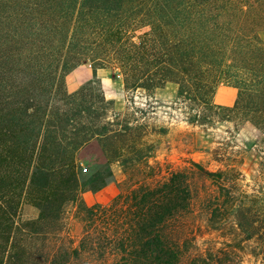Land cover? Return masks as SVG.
Wrapping results in <instances>:
<instances>
[{
    "label": "trees",
    "instance_id": "trees-1",
    "mask_svg": "<svg viewBox=\"0 0 264 264\" xmlns=\"http://www.w3.org/2000/svg\"><path fill=\"white\" fill-rule=\"evenodd\" d=\"M263 29L264 0H0V264H68L36 244L62 229L81 189L107 186L113 163L147 175L110 207L87 209L118 249L105 264H243L245 243L264 258V187L247 192L234 168L194 161L164 176L152 146L133 140L147 111L116 112L97 76L117 68L127 91L149 99L175 84L189 124L230 122L264 138ZM87 61L94 79L70 93ZM222 83L236 92L230 105L215 102ZM93 141L107 173L82 182L80 152ZM256 145L264 163V139ZM24 196L36 221L16 220Z\"/></svg>",
    "mask_w": 264,
    "mask_h": 264
},
{
    "label": "rangeland",
    "instance_id": "rangeland-1",
    "mask_svg": "<svg viewBox=\"0 0 264 264\" xmlns=\"http://www.w3.org/2000/svg\"><path fill=\"white\" fill-rule=\"evenodd\" d=\"M259 35L264 42V29ZM92 69L95 72L90 61L75 69L68 78V91L76 93L83 85L92 81L95 75L92 79L86 80L87 70ZM99 70L102 77L98 74L97 76L102 82L107 100L115 102L113 98H117L119 105L122 106L121 111H118L115 106L116 112L124 113L130 103H135L137 109L147 111L145 114L138 111L137 116L142 117L140 124L143 126L142 130L134 133L133 140L138 141L141 136L144 144H139V147L143 146L147 150L148 146H152L148 153V161L154 167H162L164 176L167 172L185 168L194 161L211 171L234 168L239 172L237 176L242 188L247 192L257 193L263 189V154L261 147H257L256 143L263 141L264 138L259 136L261 134L259 131L251 126L237 127L230 122L216 123L208 127L189 124L183 106L176 100L177 85L169 83L166 87L156 90L153 97L149 99L144 91H127L124 77L117 68H113L112 71ZM103 78L107 79L105 83ZM235 95L234 89L222 83L216 93L215 102L230 105ZM129 154L126 152L127 156ZM220 156L224 161L221 159H219L220 162L216 161ZM80 158L83 160L82 182L93 173L102 171L107 173L103 148L99 142L93 141L86 146L80 152ZM111 172L112 175L107 179V186L102 190L95 192L81 189L78 200L65 207L62 229L58 233L48 235L46 243L39 241L36 244L39 249L54 253L53 255L58 257L65 256L68 264H105L104 256L112 257L118 253L114 243L106 240L110 232L103 215H100V218L91 217L87 209L95 205L102 208L110 207L120 194L129 191L135 182L143 181L147 174L143 170L142 176L135 172L137 177H134L133 173H127V170L119 163L111 165ZM39 216V209L24 196L20 202L17 222L36 221ZM85 237H88V243L89 240L93 241V245H83ZM210 237L206 235L204 238ZM204 240L201 239L199 243ZM214 244L216 248L223 247L222 242ZM244 247L245 249H241L239 253L243 264H264V258L251 255L250 251L252 247H255L253 243H245Z\"/></svg>",
    "mask_w": 264,
    "mask_h": 264
},
{
    "label": "crops",
    "instance_id": "crops-1",
    "mask_svg": "<svg viewBox=\"0 0 264 264\" xmlns=\"http://www.w3.org/2000/svg\"><path fill=\"white\" fill-rule=\"evenodd\" d=\"M97 74H98V76L102 77L100 70L97 72ZM94 75H95V72H94L93 69L92 70H87V78H86V80L92 79L94 77ZM102 80H103L104 83L107 81L106 78H103ZM113 100H115V106L117 107V110L121 111L122 110V106L119 105L118 99L117 98H113Z\"/></svg>",
    "mask_w": 264,
    "mask_h": 264
},
{
    "label": "built area",
    "instance_id": "built-area-1",
    "mask_svg": "<svg viewBox=\"0 0 264 264\" xmlns=\"http://www.w3.org/2000/svg\"><path fill=\"white\" fill-rule=\"evenodd\" d=\"M85 171H87V169H84Z\"/></svg>",
    "mask_w": 264,
    "mask_h": 264
}]
</instances>
